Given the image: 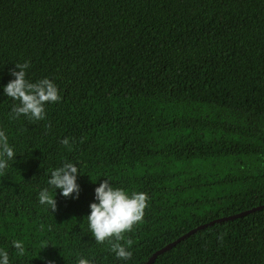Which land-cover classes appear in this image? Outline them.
Instances as JSON below:
<instances>
[{"label":"trees","instance_id":"obj_1","mask_svg":"<svg viewBox=\"0 0 264 264\" xmlns=\"http://www.w3.org/2000/svg\"><path fill=\"white\" fill-rule=\"evenodd\" d=\"M28 62L61 100L0 130V249L9 264H145L190 229L264 204V0H0V87ZM80 175L77 199L38 203L50 172ZM147 194L116 258L86 216L102 180ZM22 242V254L12 241ZM130 242V243H129ZM151 264H264V207L193 232Z\"/></svg>","mask_w":264,"mask_h":264},{"label":"clouds","instance_id":"obj_2","mask_svg":"<svg viewBox=\"0 0 264 264\" xmlns=\"http://www.w3.org/2000/svg\"><path fill=\"white\" fill-rule=\"evenodd\" d=\"M28 66V62L25 61L22 64H15L14 69L9 70L13 78L0 87V95L17 102L11 110L12 119L23 115L33 120H43L45 105L59 102L61 96L55 83L47 77L36 82L26 79L25 70ZM15 157L16 153L9 144L8 136L0 130V172L8 168L9 162L14 161ZM79 175L78 167L72 162H65L52 170L47 187L41 188L38 192V203L46 206L48 211L54 212L57 190L59 195L65 198L71 196L72 199H77L80 193V186L77 183ZM93 191V202L89 203V212L85 217L88 230L96 243L114 240L110 250L117 259L126 262L130 259L131 252L119 241L123 233L130 231L134 224L142 220L147 206V194L143 192L129 194L122 188L113 187L107 179L102 180ZM11 243L20 254L23 253L22 242L13 240ZM0 264H9V254L3 249H0ZM78 264H91V261L81 257Z\"/></svg>","mask_w":264,"mask_h":264},{"label":"water","instance_id":"obj_3","mask_svg":"<svg viewBox=\"0 0 264 264\" xmlns=\"http://www.w3.org/2000/svg\"><path fill=\"white\" fill-rule=\"evenodd\" d=\"M264 207V204L263 205H258V206H255V207H252L250 209H246V210H243L241 212H238V213H235V214H231V215H228V216H223V217H219V218H216V219H213L209 222H206V223H202L192 229H190L189 231H187L186 233L182 234L180 237H178L177 239H175L174 241L164 245L163 247H161L160 249H158L157 251H155L151 256L150 258L146 261L145 264H151L154 260V258L157 256V254H159L160 252H163L164 250L172 247L173 245H175L177 242H179L180 240L184 239L185 237L189 236L190 234H192L193 232H196L197 230L199 229H202L208 225H211L215 222H220V221H224V220H230V219H233V218H236V217H240L242 215H245L247 213H250L252 211H255V210H258L260 208Z\"/></svg>","mask_w":264,"mask_h":264}]
</instances>
